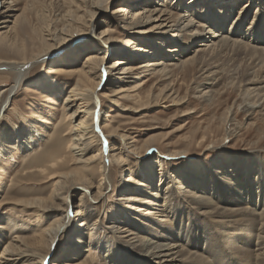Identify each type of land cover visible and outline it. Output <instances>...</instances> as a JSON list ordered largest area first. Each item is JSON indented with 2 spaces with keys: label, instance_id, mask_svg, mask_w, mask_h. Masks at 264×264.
Returning a JSON list of instances; mask_svg holds the SVG:
<instances>
[{
  "label": "bare ground",
  "instance_id": "bare-ground-1",
  "mask_svg": "<svg viewBox=\"0 0 264 264\" xmlns=\"http://www.w3.org/2000/svg\"><path fill=\"white\" fill-rule=\"evenodd\" d=\"M14 1L0 0V72L10 73L13 77L11 85L0 89V118L3 117L4 108L11 102L16 87L33 66L41 62L48 64L44 82L52 84L48 88L52 90L48 91L50 93H41L50 98L63 92L58 85L55 88L60 79L56 78L57 81L53 74H57V77L62 72L76 75L78 80L64 92L71 140L64 150L62 147L59 149L58 157L68 152L77 168L67 171L64 169L68 163L53 160L49 167L54 169L49 172L47 179H54V184L48 196L23 202L22 206L33 207L37 216L49 214L48 219H38L37 224L43 220L48 222L32 230L35 234L29 239L12 231H20L25 225L0 216V223H5L4 227L9 226V232L12 233L2 245L0 238V258L9 256L0 260V264H50L49 261H53L51 264H84L82 260H70L93 245L114 264L232 263L220 255L222 249L226 250L229 257V254L235 257L234 254H237L245 264H264V180L260 178L257 168L248 166V158L243 156L240 166L230 172L216 170V174L213 169L207 171L202 164L197 165L202 173H188L189 170H186L185 176L190 183L183 189V194L188 197L189 204L197 206V214L212 217L215 214L223 215L221 220L215 221L218 225L213 230L205 219L184 214L187 213L185 204L175 198V185L181 178H177L173 169L168 171L162 168L156 173L152 167L144 166V173L137 176L138 184L131 183L135 178L130 175L129 153L144 155L148 151L146 156L138 158L151 159L152 164L159 163L160 166L164 163V157L149 151L151 139L144 147V154H141L134 142H127L128 137L122 133L119 135L116 129L105 124L99 100V96L107 97L108 91L107 98L114 106L122 108L121 99L129 97H134L140 103L137 80L145 73L161 78L157 92L150 91L139 109L161 105L162 102L168 103L167 106H183L186 95L178 93L174 80L196 65L198 75H194L193 82L195 95L211 102L218 90L211 88L212 80L207 81L217 74L216 68L220 66L214 62L225 58L224 64L231 59L238 60L241 65L227 70L225 75L230 80L226 86L238 90L242 101L239 106L250 119L264 106V0H245L237 11L235 7L238 0H208L201 10L196 9V6L204 0H184L183 4L177 0L175 6L166 4V0H131L123 1L111 12L107 10L112 0H61L60 6L55 5L56 14H51V19L46 16L49 22L39 27L36 25L37 28L31 27L30 20L25 17V9L18 15L14 14ZM34 1L26 0V5ZM253 9L255 11L252 12ZM98 14L110 16L114 26L119 22L129 37L123 45L133 44L125 56L111 61L113 63L109 66H105L104 62L106 49L115 43V38L111 36L114 29L109 27L96 35L99 26L95 16ZM57 21L62 26L58 32L55 28ZM38 32L41 47L29 51L24 36L29 34L30 37H36ZM148 37L149 44L145 46L143 39ZM199 38L202 41H197ZM184 39L196 45L182 44ZM90 42L95 44L86 47ZM164 42L171 45L163 49ZM155 43L159 48L152 49ZM79 47L87 51L82 61H79L83 54ZM9 54H12L11 57ZM147 77L145 81L149 82L151 78ZM199 79L204 81L198 83ZM185 92L188 93V89ZM234 117L235 109L231 104L221 117L222 124L228 128L221 139L222 153L236 130L243 127L233 122ZM29 126L28 136L16 134L13 139L4 133L0 135V154L5 160V155L11 153L9 146L30 148L29 135L35 127L32 124ZM99 126H106L109 135L104 136ZM228 126H232L231 129ZM115 137L118 140L112 142ZM184 151H172L167 156H183ZM241 154L247 155L245 152ZM108 157L120 167V176L127 177L118 188L122 200L119 203L123 208L112 211L113 215L104 224L93 206L107 195L109 170L113 168H109L106 161ZM40 167L37 171H46V167ZM96 170L99 177L94 174ZM250 176L256 180L252 181ZM154 178L159 182L164 180V184L149 181L143 188L144 184L140 181ZM227 179H233L235 183L231 184ZM231 222L237 226L228 230ZM103 225H107L108 231L102 235L98 230L104 229ZM2 227L0 225L1 235ZM67 233H70V238L66 236ZM86 233H89L88 239H84ZM64 235L66 238L59 244ZM78 247L80 250L76 253ZM58 250L61 252L58 253Z\"/></svg>",
  "mask_w": 264,
  "mask_h": 264
},
{
  "label": "rangeland",
  "instance_id": "rangeland-1",
  "mask_svg": "<svg viewBox=\"0 0 264 264\" xmlns=\"http://www.w3.org/2000/svg\"><path fill=\"white\" fill-rule=\"evenodd\" d=\"M123 1L130 2L131 0H112L108 5L107 11L111 12L115 7L122 5ZM176 1L177 0H166L165 3L175 6ZM207 1L208 0L201 1V3L196 6V9L201 10V7L204 8ZM244 1L245 0H238V5L235 7L236 11L241 8ZM14 2L12 3V5L14 4V7L12 8L15 9L14 14L18 15L23 9H25V17L30 20L32 28H37L41 24V26L47 24L53 17L52 15L56 14V6L58 7L62 3L61 0H36L31 5L28 4L27 6L26 0H15ZM178 2L183 4L185 1L178 0ZM34 8H38L37 11ZM253 11L255 10L253 9L252 12ZM82 13L83 12L80 14ZM46 16H49L48 18L50 19L46 18ZM40 18H42L43 21ZM95 22L99 26L96 35H98L100 31L108 29L109 27L110 29H114L111 32V36L115 38V43L110 44L111 47L106 49L107 55L104 62L105 66H109L113 63L111 61L125 56V52L128 51L129 48L131 49L133 44L131 45L127 42L128 44L124 43L123 45V42L129 38L128 32H123L124 28L119 26V22H116V25L114 26L110 16L106 14H98L95 16ZM55 26L57 29L56 32H58V29L60 30L62 28L60 21H57ZM38 33L36 37H30L29 34V38L27 35L24 36L27 39L29 51L34 47H41V42L39 41L40 33L39 35ZM150 37L143 39V44L145 46H148V39ZM153 38H155V36H153ZM153 40L156 41L157 39ZM168 40H171V38ZM138 41L139 40L137 39V42ZM197 41H202V38H199ZM156 42L160 43V41ZM94 44L93 42H90L86 47H92ZM182 44L188 46L189 44L192 46L196 45L187 39H184ZM168 45H171V43L164 42L162 43V48L164 49V47ZM155 47L159 48V45H157V43L152 44V49ZM79 50L83 53L79 60L82 61L87 51L81 47H79ZM11 55L9 54V57H11ZM225 60L226 59L223 58L219 60L220 62H214L215 65L218 63L217 65L220 66H218V69L216 68L217 74L214 75L215 77L212 76V78H209L207 81L210 82L212 80L214 84L212 83L211 88L215 91L218 90L211 102H207L201 97L199 98L195 95L193 89L195 83L193 82L194 75H198V68L196 65L189 67L182 73V75H179L178 78L175 77L174 80L178 93L181 96L186 95V103L183 106H167L168 103L162 102L161 105L157 104L149 106L148 108L139 109L141 105L140 103H145L150 91L154 90L157 92L156 89L158 87L159 79L161 78L155 75L148 76L145 73H142L137 80L139 85L138 93L141 95L139 99L140 103L136 102L134 97H129L121 99L123 107L120 108L109 102V99L107 98L109 96L108 91H106L108 95L107 97L99 96L101 110L103 111L102 115L106 120L105 124H109L112 129H116L119 135L122 133L121 135L128 137L127 142H134L135 147L139 148L138 151H140L141 154H144V147L146 146L147 141L151 139V143L148 144L150 147L149 151L155 154L159 153L158 155L164 157L162 158L164 163L160 166L159 163L152 164L151 159L138 158L140 156H146L148 151L144 155L129 153L128 155L131 157L129 166L132 168V170H130V175L135 178L131 183L138 184L136 183L139 179L137 176L144 173V166L147 168L152 167L155 172L156 170L159 172L162 168L168 171L173 169L172 171L176 174L177 178H181L177 180L178 185H175L177 191L175 193V198L179 203L185 204L187 213L184 214H186V216L192 214L198 218L205 219L207 223L211 224L213 230H216L214 227L215 225H218L215 221L221 220L222 218L220 217L223 215L215 214L213 215L215 217H212L197 214V206H195V204H189L190 201L188 200V197L183 194V189L187 188V184L190 183L189 178L185 176L186 170H189L188 173L191 171L202 173L201 168L197 169V165L202 164L207 171L213 169L214 173L217 172L216 170L230 172L240 166V162L243 159V156H245L248 158V166L250 168L253 166L254 168H257L260 172V178L264 180V106L261 110L258 109L259 111L257 110L250 119L247 118L246 114L242 112L241 106H239L242 101L240 100L238 90L226 86V83L230 80L225 75L227 70H232L236 66L241 67V65L238 60L231 59L228 63L226 62L227 64H224L223 61ZM47 67L48 64H42L41 62L33 66L26 73L22 83L16 87L11 102L4 108L5 112L3 113V117L0 118V135L4 133L7 134V136H10V138L13 137V139L16 134H20V136H28L27 131L29 130V125L32 124L35 127V130H32L29 135V140L31 141L30 148H12L9 146L8 150L11 153L5 155L6 160L0 154L2 157V159L0 157V166L2 167V171L0 170V216L2 219L8 218L19 225H25L20 231L16 229L12 231H14L16 235L19 234L23 237H28V239L30 238L29 236L35 234L32 230L39 227V225L41 226L48 222L47 220H43L37 224L38 219H48L47 217H49V214L46 213L37 216L33 207L28 206L24 208L22 204L26 200L34 198L40 199L48 196L54 184V179H47L50 174L49 172L54 169L50 168L49 164L53 162V160L58 161L59 163H61L60 161H64L65 163H68V167L64 170L69 171L77 168V166L71 162L68 152H64L62 157H58V151L61 147L64 150L65 146L71 140V135L68 134V129L71 124L69 119H67L68 117L64 108V95L66 94H64V92H66V90L68 91V88L72 87L78 78L76 75H67L65 72H62L63 74L60 73L59 77H57V74H53L55 79H60V82H56L55 88H57L58 85L63 89V92L58 93L59 91L54 89L58 94H56V96L54 95L55 98H50L46 94L41 93H50L48 91L52 90L48 89L52 84L44 82V74L47 71ZM145 77L151 78V80L146 82ZM201 80L203 79H199L198 83H200ZM12 81L13 77L10 73L4 71L0 72V89L11 85ZM186 89H188V93L185 92ZM132 94H134V92ZM54 96L51 95V97ZM231 104H233L235 109L233 122L242 124L243 127L240 126L238 130H236L234 136L227 142V147L224 149V153H222L220 149L222 142L221 139L224 137L228 128L222 124L221 117H223L226 108ZM228 127L231 129L232 126ZM15 128H17L16 131ZM99 129L102 130L104 136L109 135V130L106 126H99ZM116 140H118L116 137L114 141L109 139L110 142H116ZM143 143H145V145H143ZM172 151H184V154L183 156H175V158L167 156V154ZM242 152H245L247 155H242ZM63 158L66 159L63 160ZM106 161L109 164V168H114L109 170L107 195L94 203L93 206L94 212L99 213V217L103 218L104 224H107L108 219L113 215H111L112 211H118L123 208L121 207V203H119L121 195L118 188L127 177L120 176V167H118L114 159L108 157ZM148 161H150V163H148ZM39 167L43 169L46 167V171L43 173L41 172L42 170L37 171ZM96 173L94 172L95 176L99 177L97 170ZM250 179L252 181L256 180L252 176H250ZM149 181L164 184V180L159 182L157 181V178H154L144 182L140 181L144 184L143 188L150 183ZM226 181L231 184L235 183V180L233 179H227ZM168 184L171 185V182ZM220 202H222V200H220ZM4 224L5 223H0V225H3V233L2 235L0 234V238L2 237L1 245L5 243L10 234L12 235V233L9 232V226L4 227ZM103 226L104 229L98 230L102 235L104 232L108 231V229H106L107 225ZM236 226L231 222V225L229 226L230 229L228 230L235 229ZM68 235L70 236V233L66 234V236L70 238ZM88 235L89 233H86L84 239H88ZM66 236L64 235L60 238L59 244L63 243ZM79 250L80 247L76 249V253ZM225 251V249H222V254L220 255L226 257L233 264H245L237 254H234L237 258L232 256V254H229L232 256L229 257ZM60 252L61 250H58V253ZM77 255V257L74 255L76 258L70 260V262L82 260L84 264H114L113 260L106 258V254L102 253L101 250L96 249L94 245L89 248L88 251L80 252ZM7 257L9 256L5 255V257H1L0 260H5ZM52 262L53 261H49L50 264ZM122 264H124V262Z\"/></svg>",
  "mask_w": 264,
  "mask_h": 264
}]
</instances>
